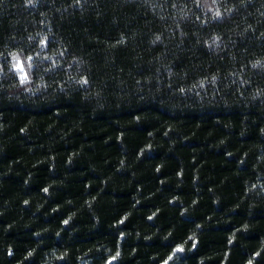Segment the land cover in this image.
<instances>
[{"label": "trees", "instance_id": "trees-1", "mask_svg": "<svg viewBox=\"0 0 264 264\" xmlns=\"http://www.w3.org/2000/svg\"><path fill=\"white\" fill-rule=\"evenodd\" d=\"M0 69V264H264V0H0Z\"/></svg>", "mask_w": 264, "mask_h": 264}, {"label": "snow or ice", "instance_id": "snow-or-ice-1", "mask_svg": "<svg viewBox=\"0 0 264 264\" xmlns=\"http://www.w3.org/2000/svg\"><path fill=\"white\" fill-rule=\"evenodd\" d=\"M32 2H33V0H28V3H32ZM75 2L77 4H79L80 0H75ZM215 15L219 16L220 15L219 11H217L215 13ZM157 39H159V37H157ZM41 43L43 44L44 40H41ZM10 55L12 56V59L15 61V63L12 64V68L19 73L20 83L21 84L26 83L28 81V74L24 71L23 63L20 61V59L16 53H11ZM27 60L31 61L32 57L28 56ZM28 67H34V66L31 63H29ZM0 70H2V69H0ZM84 82L86 83L87 81H84ZM65 223H67V221H65ZM249 264H251V262H249Z\"/></svg>", "mask_w": 264, "mask_h": 264}]
</instances>
